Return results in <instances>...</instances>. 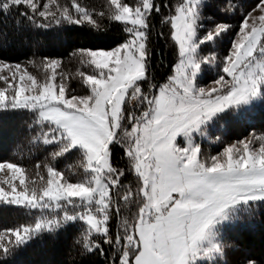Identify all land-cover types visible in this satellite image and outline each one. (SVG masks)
<instances>
[{"label": "snow or ice", "instance_id": "obj_1", "mask_svg": "<svg viewBox=\"0 0 264 264\" xmlns=\"http://www.w3.org/2000/svg\"><path fill=\"white\" fill-rule=\"evenodd\" d=\"M107 3L106 14L84 0H0V15L15 13L21 25L98 30L107 15L127 34L114 49L72 53L91 70L75 74L85 95L69 88L72 76L61 59L43 58V79L20 63L0 61V73H10L0 74V111L31 112L30 142L53 149L44 173L36 172L39 186L21 164L0 162V202L38 213L31 223L0 231V256L79 222L84 227L77 243L104 264H227L226 249L233 245L226 233L264 205V134L252 133L207 158L198 138L229 110L242 113L264 102V0L243 16L220 62L223 74L208 87L198 78L217 57L202 56V46L215 44L232 25L217 23L201 34L205 0H178L172 7L168 0ZM162 8L178 61L166 82L156 84L149 38ZM114 146L123 149L125 167L114 160ZM75 152L78 163L58 169L57 160ZM128 173L134 182H126Z\"/></svg>", "mask_w": 264, "mask_h": 264}, {"label": "trees", "instance_id": "obj_2", "mask_svg": "<svg viewBox=\"0 0 264 264\" xmlns=\"http://www.w3.org/2000/svg\"><path fill=\"white\" fill-rule=\"evenodd\" d=\"M66 0H61V3ZM134 3L135 0H126ZM178 0H168L172 7ZM84 3L96 11H109L107 0H84ZM259 0H206L202 9V24L204 30L212 28L217 23L232 25L231 30L221 37V44L217 47L202 46L201 55H215L220 60L226 56L239 32L243 16L251 12ZM168 15V10L162 8L160 15L152 18L153 29L149 38L151 52L150 72L153 83L160 84L172 74L175 63L178 61V48L171 38V29L167 24L161 23V16ZM20 18L13 13L11 16L0 15V61L28 67L38 79L46 75L41 61L44 57L61 59L62 70L71 74L69 88L77 95L87 94L86 87L75 74L78 71L90 72L82 66L72 53L80 48L93 50H111L127 39L124 26L107 19V15L100 19V29H93L88 25L76 26L63 24L53 25L48 29L29 27L26 23L21 25ZM163 33L160 35L159 33ZM207 51V52H206ZM30 61H35L33 65ZM60 71V69H58ZM202 80L203 85L212 83L219 74L206 72ZM59 79V77H58ZM33 114L27 110L0 111V162H14L21 164L28 170L30 178L36 179L39 186L41 181L36 177V172L44 173L43 163L45 157L53 150L30 141L35 131L29 128ZM252 133L264 134V102L257 104L238 113L229 110L228 113L218 117L208 128L209 142L203 145L202 154L206 151L211 155L222 153L224 148L232 142L241 141ZM207 146V147H205ZM114 160L119 167H125L127 158L119 146L113 147ZM80 159L79 152L68 158H60L56 164L58 169L65 170L68 165L75 166ZM41 164L37 170L34 165ZM75 170V169H73ZM126 182H134L135 178L128 173ZM75 179V177H74ZM38 213L8 205L0 202V231L14 228L21 224L31 223ZM115 225V221H113ZM84 225L77 222L69 224L54 233H44L33 239L28 245L17 248L10 256H0V264H104V258L98 254L88 253L83 249L80 234ZM225 239L233 245L226 249L225 260L227 264H246L248 259H254L258 264H264V205H260L255 215L251 218L244 217L243 221L231 228L226 233Z\"/></svg>", "mask_w": 264, "mask_h": 264}, {"label": "rangeland", "instance_id": "obj_3", "mask_svg": "<svg viewBox=\"0 0 264 264\" xmlns=\"http://www.w3.org/2000/svg\"><path fill=\"white\" fill-rule=\"evenodd\" d=\"M206 1V0H205ZM256 8V7H255ZM259 13L258 12H254L253 13V15H258ZM203 25V24H202ZM204 28H205V26L203 25V27L201 28V30H204ZM238 34V33H237ZM237 34L235 35V37H234V39H236L237 38ZM224 36V35H223ZM222 36V37H223ZM217 43L218 44H221V41L220 40H218L215 44H209V45H207L208 47H209V49H210V47H212V46H215V47H217ZM207 52V51H206ZM210 55V54H209ZM212 55V54H211ZM217 57V56H216ZM223 58V57H222ZM222 60V59H221ZM221 60L219 59V58H217V62H216V64H214V65H210V66H203V71H202V73H201V75H200V77L198 78V83H199V85L200 86H205V87H208V86H211L212 85V83H210V84H208V85H203L202 84V80H203V78L207 75L206 74V72H212V73H214V74H219V75H221V74H223L221 71H220V62H221ZM7 63V62H6ZM8 64H11V63H8ZM14 65V64H13ZM26 67V66H25ZM27 69H28V72L29 73H31L32 74V71L27 67ZM0 74H6V75H9L10 76V73H8L7 71H5L4 73H0ZM227 78V77H226ZM4 86V84H3V81H0V87H3ZM259 101H257V102H255L253 105H255V104H257ZM253 105H251V106H253ZM251 106H247V108L246 109H248V108H250ZM214 123V122H213ZM212 123V124H213ZM212 126V125H211ZM207 133H208V129H207ZM256 135H261V134H256ZM199 139V142L201 143V145H202V147H203V145H207L208 144V142H209V135L207 134L205 137H202V138H198ZM245 139H251V135L250 136H248L247 138H245ZM245 139H243V140H245ZM242 141V140H241ZM237 142H232V143H230V144H228V146L229 145H232V144H236ZM258 144H259V142H257L256 143V147H258ZM205 147H207V146H205ZM223 152V151H222ZM206 155H208V156H206V158L207 157H210V156H212L211 155V153H209V151H206ZM5 177V173H0V180H2L3 178ZM17 184H18V181L16 182Z\"/></svg>", "mask_w": 264, "mask_h": 264}]
</instances>
